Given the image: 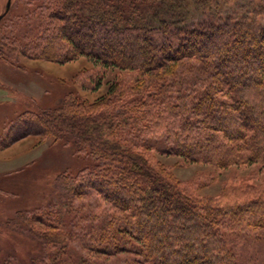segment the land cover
Segmentation results:
<instances>
[{"label":"trees","instance_id":"trees-1","mask_svg":"<svg viewBox=\"0 0 264 264\" xmlns=\"http://www.w3.org/2000/svg\"><path fill=\"white\" fill-rule=\"evenodd\" d=\"M31 1L39 31L24 44L8 37L0 57L8 47L59 64L85 57L97 68L76 81L106 90L22 112L92 160L56 176L54 199L6 220L39 249L0 264H110L123 253L141 264H241L228 234L264 242V180L197 195L153 154L264 169V0Z\"/></svg>","mask_w":264,"mask_h":264},{"label":"rangeland","instance_id":"rangeland-1","mask_svg":"<svg viewBox=\"0 0 264 264\" xmlns=\"http://www.w3.org/2000/svg\"><path fill=\"white\" fill-rule=\"evenodd\" d=\"M0 0V43L8 37L24 44L39 31L40 11L38 3L31 0ZM6 57H0V259L14 249L25 255L35 251V241L11 234L6 220L23 208H34L48 203L58 194L55 178L63 171L74 173L89 164L92 158L76 152L72 144L63 145L44 138L36 125L19 119L24 111H39L59 104L68 92L94 100L106 90L83 88L75 79L80 71L97 68L85 57L64 64L44 59H33L18 51L5 49ZM105 82L115 71L105 70ZM181 187L197 195L218 194L229 182H254L264 180V169L256 165L216 169L209 165L186 163L175 155L153 154ZM54 195V196H53ZM241 264H264V242L244 234H228ZM72 255L80 253L77 239ZM29 252L26 256L29 259ZM110 264H141L129 253L109 257Z\"/></svg>","mask_w":264,"mask_h":264},{"label":"water","instance_id":"water-1","mask_svg":"<svg viewBox=\"0 0 264 264\" xmlns=\"http://www.w3.org/2000/svg\"><path fill=\"white\" fill-rule=\"evenodd\" d=\"M10 6V1L7 2V6H6V11L9 9ZM3 15H0V19L2 18Z\"/></svg>","mask_w":264,"mask_h":264},{"label":"flooded vegetation","instance_id":"flooded-vegetation-1","mask_svg":"<svg viewBox=\"0 0 264 264\" xmlns=\"http://www.w3.org/2000/svg\"><path fill=\"white\" fill-rule=\"evenodd\" d=\"M8 1H10V0H7V2H8ZM7 2H6V5H5V11H6ZM10 3H11V1H10ZM9 8H10V6H9ZM8 10H9V9H8ZM5 11H4V12H5ZM4 12H3L2 14H0V15H3ZM2 17H3V16H2Z\"/></svg>","mask_w":264,"mask_h":264}]
</instances>
